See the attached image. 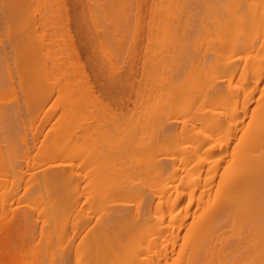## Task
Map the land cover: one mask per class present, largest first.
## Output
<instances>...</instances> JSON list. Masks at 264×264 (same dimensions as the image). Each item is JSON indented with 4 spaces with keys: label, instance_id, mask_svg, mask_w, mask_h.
Wrapping results in <instances>:
<instances>
[{
    "label": "bare ground",
    "instance_id": "6f19581e",
    "mask_svg": "<svg viewBox=\"0 0 264 264\" xmlns=\"http://www.w3.org/2000/svg\"><path fill=\"white\" fill-rule=\"evenodd\" d=\"M67 1L0 0V19L5 25L9 19L4 27L0 20V32L8 35L6 42L0 40V243L9 248V238L13 236L14 240L19 234L17 251L23 253L28 242L30 249L28 246L29 250L23 253L25 257L20 254L26 258L23 264H44L43 259H36L42 251L48 254L50 264H72L73 255L76 264H264V0H227L225 5L223 0H202L204 14L198 10L197 20L180 21V34L177 22L163 35L161 46L166 49L162 47L161 52L165 53L150 54L149 63L144 56L134 60L131 54L128 71L121 73L126 83L121 82L117 72L123 62L108 66L107 87L95 76L101 71L97 73L95 68L94 75V67L90 68L88 63L94 62V54L91 58L89 52L88 58L89 47L85 41L84 47L80 43V35L78 39L74 31L76 26L70 27L72 13H68L71 9L68 10ZM143 1H136L138 9ZM92 2L97 14L101 1ZM129 4L128 21L132 19L138 30L142 16L135 4ZM50 12L60 16L56 23L59 26L54 27H60V44V40L53 43L48 34L56 19ZM154 17L148 20L152 27ZM150 25L147 24L149 31L154 29L150 30ZM11 29L24 31L26 40H22L25 36L20 32L11 37ZM28 29L32 30L31 35L26 33ZM187 29L199 31L192 49L191 43L187 44ZM155 33L151 32V37ZM123 36L118 38L125 41L127 36ZM134 36L132 42L136 45L137 35ZM22 41L30 47L21 46ZM61 65L66 72L73 69L80 73L81 85L74 84L80 94L65 91V97L63 92L59 93L64 84L54 88L59 84L57 68ZM41 71L48 76L44 73L43 80L50 78V82L43 83L38 78ZM51 72L56 83L52 82ZM63 80L67 84L68 80ZM117 87L126 92L120 99L117 97L119 100L110 96L113 88L121 93ZM55 93L61 99H52L56 104L53 102L51 107L55 106L53 111L60 105L58 102L63 104L62 108L59 106L63 110L59 109L61 120L56 118L57 124L54 119L55 126L50 127L48 136L43 132L47 137L37 145L34 157L47 161L42 164L31 157L35 166L26 163L23 167L20 157L25 159L37 142L33 139L29 145L28 138L20 133L24 143L20 154L12 147H17L15 132L26 117L35 129L32 134H36L37 125L32 123ZM50 111L41 114L38 126L49 118ZM23 129L27 134V127ZM60 157L67 161H60ZM6 182L7 186H2ZM21 183L24 192L18 195L27 193L24 196L29 197L28 201L32 195V214L41 217L37 240L33 234L36 229L29 225L40 218L31 221L30 208L22 207L21 211L12 206ZM24 196H17L16 203L23 201ZM98 209L101 213L95 218L94 211ZM67 210H77L71 218L77 216L78 220L81 216V224L71 219L70 226L66 223L64 227L67 215L71 214ZM22 223L27 231L24 233L33 229L26 239H22ZM58 234H66L65 243L63 239L59 242ZM52 242L56 243V252L51 251ZM0 255V259L4 258ZM5 255L8 263L14 264L15 254Z\"/></svg>",
    "mask_w": 264,
    "mask_h": 264
},
{
    "label": "rangeland",
    "instance_id": "374dc122",
    "mask_svg": "<svg viewBox=\"0 0 264 264\" xmlns=\"http://www.w3.org/2000/svg\"><path fill=\"white\" fill-rule=\"evenodd\" d=\"M70 3H69V2ZM67 1V8H68V10H70V11H68V13L69 12H71L72 14L70 15L71 17H72V19H71V24H70V27L71 26H76V27H74L75 28V34L77 35V37H78V39H80V43L82 44V46L84 47L85 45L84 44H86V46L87 47H89V48H87V50L89 49V51H87V55H88V58H89V52H90V57L91 58H93V56L95 57V60H94V62H96V64L95 65H93V63L91 62V61H89L88 63H89V65H90V68L91 67H94L93 69H91V70H93V71H95L96 69V71H97V73H98V70H99V72L100 73H98V75H95L96 74V71L95 72H93V74L95 75V76H97L98 77V81H100V84H102V85H104L105 87H107L108 86V83H107V81H105V79H109V78H107V77H109V76H107V74H109L110 72H108L107 73V67L108 66H110V68L113 66V65H115V64H119V63H121V62H123V63H121V64H119L120 65V70L119 71H117L118 73H116V74H118V75H120V77L123 79H121V82L122 81H125L124 83H126L127 81V79L125 80V77H123L124 75L123 74H121V73H124V74H126V72L128 71L127 70V68L129 67V65H128V62H130L129 61V59H131V54H133V58H134V60H136L137 58H139V57H143L144 56V58H146L145 59V62L147 61L148 63H149V60H150V57H151V60H152V54H154L155 52L157 53H159V54H163V53H165L164 51L163 52H161V48L162 47H164L163 48V50L164 49H166L165 48V45H163V46H161L162 45V43L163 42H161L162 41V39H163V35H165L168 31H170V28L169 27H171L174 23V25L173 26H175V25H177V22H178V25L177 26H179V27H177L178 28V30H177V34H180L179 33V29H180V27H181V23L179 24V22L181 21V22H183V20L184 19H187L188 18V20L191 22V21H193V20H197L198 19V10H201V11H203V14H204V10H205V8H204V6L202 5L203 4V2H202V0H158V2H157V0H145V2L143 3L142 2V5L140 6V9H138V7H137V4H136V1L137 0H135V2H131V1H134V0H131L130 2H127V0H98V3H100V1H101V10H104V11H101V10H98L99 12H101L100 14H99V12L97 11L96 13L97 14H95V10H96V7H94L95 6V3H93L92 2V0H74V3H73V0H68ZM81 1V2H80ZM86 1H88V2H86ZM105 1V2H104ZM122 1V2H121ZM151 1H153V3L151 2ZM166 1V3H164ZM212 1V0H211ZM221 1V0H220ZM226 1L227 0H223V1H221V3H222V5H225V3H226ZM230 1V0H229ZM71 2H72V6H71ZM109 2H110V4H109ZM117 2V3H116ZM162 2V3H161ZM169 2V3H168ZM178 2V3H177ZM200 2V3H199ZM202 2V3H201ZM225 2V3H224ZM231 2V1H230ZM122 3V4H121ZM129 3H131V5H132V3H133V5L135 6V7H137V9L139 10V15L140 16H142L141 18V20L140 21H142L143 20V22L142 23H140L141 24V26H139V28H138V30H137V27H136V25L134 24V21L131 19V21H128V20H130V18L131 17H128L129 15V13H128V11H129V9H130V4ZM199 3V4H198ZM47 4V3H46ZM74 4V5H73ZM113 4V5H112ZM173 4V5H172ZM199 5V6H197V5ZM201 4V5H200ZM49 5H51V4H48V6ZM53 5V4H52ZM69 5V6H68ZM132 5V6H133ZM151 5H153L152 6V10L150 11V9H151ZM178 5V6H177ZM227 5V4H226ZM30 5H26V7L28 8ZM47 6V7H48ZM90 6V7H89ZM128 6V8H126ZM163 6V7H162ZM177 6V7H176ZM203 7V9H202V7ZM46 7V9H45V13H47L48 14V12H49V9ZM54 7H55V4L51 7V9H54ZM89 7V8H88ZM94 7V8H93ZM143 7V8H142ZM157 7V8H156ZM179 7V8H178ZM191 7V8H190ZM194 7V8H193ZM196 7H200V9H198V8H196ZM74 8V9H73ZM83 8V9H82ZM88 8V9H87ZM98 8V7H97ZM111 8V9H110ZM133 8V7H132ZM160 8H162V9H160ZM166 8V9H165ZM128 9V11H126ZM160 9V10H159ZM179 9H181V10H179ZM47 10H48V12H47ZM62 12H60V13H62L61 15L62 16H64V14H65V11L63 10V8H61L60 9ZM88 10V11H87ZM93 12H92V11ZM133 11H134V9H132ZM141 10V11H140ZM183 10V11H182ZM74 11V12H73ZM118 11V12H117ZM153 11V12H152ZM158 11V12H157ZM179 11H180V13H179ZM85 12V13H84ZM134 12H136V11H134ZM140 12H141V14H140ZM161 12V13H160ZM51 14L50 15H52V16H56V19L54 20V25H53V23H51V26L50 27H55V25H56V23L58 22V18L60 17V16H58L57 15V13H55L56 15H53L52 14V12H50ZM138 13V12H137ZM151 13H153L152 15H151ZM170 13H171V15H170ZM197 13V14H196ZM208 16L209 15H211L210 14V12H205ZM70 14V13H69ZM104 14V15H103ZM164 14H166L165 16H164ZM91 15H93L92 16V18L90 19V17H91ZM101 17H100V16ZM117 15V16H116ZM120 15V16H119ZM150 15V16H149ZM163 15V16H162ZM77 16L79 17L78 19H77ZM89 16V17H88ZM128 17V18H124V17ZM154 17L151 21V24H153L154 23V25H153V27L150 25V22H148V20H150L152 17ZM197 16V17H196ZM212 16V15H211ZM58 17V18H57ZM100 17V19H98V18ZM112 17V18H111ZM113 17H114V19H113ZM123 17V18H122ZM149 17H150V19H149ZM160 17H162V18H160ZM166 18V19H164V18ZM158 18V20H156ZM173 18V19H172ZM180 18V19H179ZM192 18V19H191ZM74 19H75V21H74ZM77 19V20H76ZM107 19V20H106ZM155 19V20H154ZM171 19H172V22H171ZM191 19V20H190ZM1 21H2V23H1V21H0V23H1V25L4 27V25H5V21L3 22V19H0ZM9 20V19H8ZM7 20V22L9 23V21ZM80 22H79V21ZM96 20V21H95ZM100 22H99V21ZM116 20V21H115ZM118 20H120V22L118 21ZM147 20V21H146ZM93 21V22H92ZM112 21V22H111ZM114 21V22H113ZM155 21V22H154ZM166 21V22H165ZM175 21V22H174ZM6 22V23H7ZM26 22V21H25ZM72 22H74V23H72ZM105 22V23H104ZM116 22V23H115ZM129 22V23H128ZM131 22V23H130ZM158 22H159V24H158ZM170 22H171V24H170ZM8 23L5 25V26H7L8 25ZM21 23H24L23 21H21ZM80 23H81V25H80ZM122 23V24H121ZM126 23V24H125ZM165 23V24H164ZM11 24H12V22H11ZM10 24V26H12ZM48 24L49 23H46V25H47V27H49L48 26ZM88 24V25H87ZM93 24H95V25H93ZM118 24V25H117ZM140 24H138V25H140ZM145 26H144V25ZM147 24L148 25H150V30L151 29H153V30H151V31H149V29H148V27L149 26H147ZM14 25H16L15 24V22H14ZM22 25V24H21ZM26 25H27V23H26ZM53 25V26H52ZM105 25V26H104ZM143 25V26H142ZM27 26H29V25H27ZM59 26V24H57L56 25V27H58ZM118 26H119V28H118ZM156 26H157V28H156ZM163 26V27H162ZM166 26V28H164ZM50 27H49V29H48V34H49V36L54 40L53 41V43H57V41L59 42V40L61 39V31H60V33H59V30H60V27L59 28H56V30H55V28L53 29V28H51L50 29ZM98 27V28H97ZM152 27V28H151ZM72 28V27H71ZM80 28V29H79ZM83 28V29H82ZM112 28V29H111ZM158 28H160V29H158ZM73 29V28H72ZM86 29V30H85ZM122 29V30H121ZM126 31H125V30ZM136 29V30H135ZM147 29V30H146ZM169 29V30H168ZM17 30V29H16ZM29 30V29H28ZM50 30V31H49ZM57 30H58V32H57ZM106 30V31H105ZM113 30H116V31H113ZM143 32H142V31ZM158 30V31H157ZM163 30H164V32H163ZM187 30H189V31H186V33L188 32V34H189V36H188V39L186 38V40H187V44H189V42L191 43V44H189V47H190V49H192V45L195 43V42H197V40L198 39H196L197 37H198V33H199V31L197 32V30H193V29H191V32H190V29H187ZM11 31V37L14 35V36H17V34L20 32V31H16V32H13V30L11 29L10 30ZM26 31V30H25ZM54 31V32H53ZM138 33H137V32ZM156 33H155V32ZM194 31V32H193ZM32 33V30L30 31L29 30V33L26 31V33L28 34V35H31V33ZM51 32V33H50ZM87 32V33H86ZM148 32H149V34H148ZM151 32H152V34L153 33H155L152 37L153 38H155V40L151 37ZM163 32V33H162ZM183 32V31H182ZM15 33V34H14ZM17 33V34H16ZM53 33V34H52ZM59 33V34H58ZM100 33V34H99ZM124 33H126V34H124ZM135 33V34H134ZM140 33V34H139ZM143 33V34H142ZM160 33V34H159ZM169 33V32H168ZM9 34V33H8ZM19 34H22V37H24L25 36V34H24V31L23 32H20ZM26 34V35H27ZM91 34V35H90ZM98 34V35H97ZM118 34V35H117ZM120 34V35H119ZM122 34H124V36L126 37L127 36V38H125V41H123V40H121V39H119L118 37H121V36H123ZM194 34V35H193ZM198 34V35H197ZM9 35V36H10ZM79 35H80V38H79ZM102 35V36H101ZM117 35V36H116ZM136 36L137 35V38H136V45H135V43H133L132 42V37L133 36ZM142 35V36H141ZM158 35H159V37H160V39H159V37H158ZM197 35V36H196ZM7 34L5 35L4 33H3V35H2V33L0 32V40L1 39H4V38H6L7 39ZM57 36V37H56ZM89 36H92V37H90L91 39H89ZM95 36V37H94ZM114 36H115V39H114ZM123 36V37H124ZM134 36V37H135ZM147 36H150L149 38L147 37ZM157 36V37H156ZM2 37V38H1ZM83 37V38H82ZM88 39H87V38ZM107 37V38H106ZM111 37V38H110ZM113 37V38H112ZM196 37V38H195ZM21 38V37H20ZM96 38V39H95ZM100 38V39H99ZM131 38V39H130ZM152 40H151V39ZM83 39V40H82ZM95 40L94 41V43L92 42L93 40ZM105 41H104V40ZM118 39V40H117ZM128 39V40H127ZM148 39V40H147ZM5 40V39H4ZM22 40H26V36H25V38L23 39L22 38ZM86 40H88L87 42H86ZM101 40V41H100ZM108 40V41H107ZM112 40V41H111ZM7 40H5V42H6ZM85 41V42H84ZM122 41V42H121ZM152 41V42H151ZM158 41L159 42V44H158V42H157V44H156V42ZM25 41H22L20 44H21V46L23 45V47H26V46H28L29 45V43H27V45H25L26 43H24ZM27 42V41H26ZM82 42H84V44L82 43ZM91 42V43H90ZM98 42H100V43H98ZM61 43V40H60V42H59V44ZM87 43L89 44V45H87ZM118 43V44H117ZM120 43V44H119ZM152 43H154V44H152ZM94 44V47H91V45H93ZM95 44H96V46H95ZM97 44L99 45V46H97ZM197 44V43H196ZM191 45V46H190ZM33 46V45H32ZM101 46V47H100ZM117 46V47H116ZM135 46V47H134ZM137 46V47H136ZM139 46V47H138ZM155 46V47H154ZM178 46V45H177ZM196 46V45H195ZM198 46V45H197ZM22 47V48H23ZM29 47H30V45H29ZM129 47V48H128ZM183 47V46H182ZM90 48H94V50H92V49H90ZM97 48V49H96ZM101 48V49H100ZM117 48H118V50H117ZM122 48V49H121ZM131 48V49H130ZM136 48V49H135ZM149 48V50H147ZM152 48V49H151ZM194 48V47H193ZM145 49V50H144ZM156 49V50H155ZM160 49V51H158ZM168 49V48H167ZM177 49H178V51L180 52V48H178L177 47ZM91 50V51H90ZM139 50V51H138ZM92 51H94V53L92 52ZM121 51V52H120ZM129 51V52H128ZM134 51H136V53L134 52ZM100 52V53H99ZM107 52H108V54H107ZM138 52V53H137ZM145 52H147L145 55H142V54H144ZM103 53V54H102ZM111 53V54H110ZM126 53L128 54V55H126ZM157 53V54H158ZM94 54V55H93ZM97 54V55H96ZM108 56H107V55ZM130 54V55H129ZM148 54V55H147ZM151 54V55H150ZM156 54V55H157ZM93 55V56H92ZM112 55V56H111ZM110 56H111V58H110ZM127 56V57H126ZM147 56V57H146ZM158 56H160V55H158ZM158 56H156L157 58H158ZM123 57H126L125 59L126 60H123ZM130 57V58H129ZM149 57V58H148ZM91 58H90V60H91ZM114 58V59H113ZM116 58V59H115ZM154 58V57H153ZM98 59V60H97ZM111 59V60H110ZM93 60V59H92ZM111 62H110V61ZM123 60V61H122ZM100 61V62H99ZM115 64H114V63ZM125 62H127V65L125 64L124 65V63ZM91 63V64H90ZM110 63V64H109ZM113 63V65H111ZM148 63H147V65H148ZM122 64H123V67H122ZM92 65V66H91ZM105 65H106V67H105ZM100 66V67H99ZM104 66V67H103ZM116 66V65H115ZM60 67V68H59ZM57 69L59 70V71H57V72H60L59 74L60 75H58V73H57V78L59 77V79H58V81H57V78H56V76L54 77V75H56V74H54L55 72V69H54V71L52 70V72H53V74H52V72L50 73L52 76H53V78L55 79L56 78V80H54L53 81V78L51 77V79H52V82L53 83H56V81L57 82H59V84L58 85H53L54 86V88L57 86V88L56 89H58L59 88V85L60 84H64V86L63 85H61V88H59V93H61V92H63L64 93V96L66 97V93H65V91H74L75 90V93L77 94V93H79L78 92V89L77 88H75V86L77 85V84H80L81 85V83H79L80 82V77H81V75H80V73H76V72H74L73 71V69H71L77 76H75V78H73V73H72V71H71V73L70 72H66L65 70H63L62 69V65L61 66H59ZM66 67H70V65H67ZM67 68V69H68ZM96 68V69H95ZM109 68V69H110ZM64 72H66L65 74L61 71V70ZM126 69V70H125ZM123 70V71H122ZM51 71V70H50ZM50 71H48V72H50ZM68 71H70V69L68 70ZM42 72V71H41ZM40 72V74H42V76L41 77H39L40 75H38V78H42V81H43V83L44 82H47V80H49V79H47V80H43V75H45L44 73H46V72H42L41 73ZM116 72V71H115ZM50 74H49V76H50ZM65 75V76H63V77H65V79L68 77H70L69 79H66V80H68V82L66 81V80H63L64 78L62 77V75ZM68 74V76H66ZM70 74V75H69ZM73 74V75H72ZM122 75V76H121ZM94 76V77H95ZM46 77H48L47 76V73H46ZM63 78V79H62ZM74 79H76L77 80V83L75 82L76 80H74ZM40 80V79H39ZM65 81V82H67V84H65V83H63V82H61V81ZM70 80V81H69ZM72 80V81H71ZM96 80H97V78H96ZM49 82H50V80H49ZM70 82V83H69ZM102 82V83H101ZM104 83V84H103ZM46 84V83H45ZM69 84V85H68ZM74 84H75V86H74ZM66 85V86H65ZM73 85V86H72ZM117 85V84H116ZM67 86H70V87H72V89L71 90H69L70 88L69 87H67ZM62 87L64 88V90L62 89ZM73 87H74V89H73ZM77 87V86H76ZM69 88V89H68ZM66 89V90H65ZM68 89V90H67ZM80 89H82V88H80ZM112 89V88H111ZM110 89V90H111ZM124 88H120V90H119V88L117 87V90H118V92L120 91L121 93H117V91H116V88H113V90H111V94H110V96H112L113 95V97L114 96H116V97H114V98H116L117 100H119L121 97H120V95L122 94V96L124 95V92H125V89H126V86H125V89L123 90ZM61 90H63V91H61ZM77 91V92H76ZM109 91V90H108ZM116 91V92H115ZM123 91V92H122ZM82 93H83V91H82ZM115 95H114V94ZM126 93V92H125ZM58 94V93H57ZM56 93L54 94V95H52L51 97H50V99H48L47 100V102H46V104L45 105H43L44 107H42V109H41V112L39 113V115H38V119L40 118V116H41V114L42 113H44V112H46V113H49V111H50V109H49V111H48V108H50L51 107V105H52V103L53 102H55L54 100H57L58 99V96H55V95H57ZM67 94H69L68 92H67ZM80 94V93H79ZM64 96H62L63 97V102L64 103H66L65 101H64V99H66V98H64ZM119 99H118V98ZM11 97H7V99L8 100H6L7 102H9V99H10ZM52 99H54V100H52ZM61 99V98H60ZM60 99H58V100H60ZM115 99V100H116ZM5 100V99H4ZM4 100H2V101H4ZM57 100V101H58ZM61 100V101H62ZM116 100V101H117ZM60 105V107H61V105H63V104H61V102H58ZM57 103V104H58ZM54 104H56V102L54 103ZM67 105V104H66ZM59 106L58 105H56V109L54 110L53 109V111H52V108L53 107H55L54 105H53V107H51V111H50V114L48 115L49 116V118H48V116L46 117V118H48V119H44L42 122H45V123H42L41 122V125L40 126H38L40 123V121L37 119L36 120V122L34 121L33 123H32V126L33 125H37V131H39V132H37L36 131V134H32V132L35 130L34 128H32L31 127V124L28 122V120H27V118L26 117H24L25 118V121L26 122H24V123H26L25 125H24V123H23V121H24V118L22 119V121L19 123V126H21V127H19L18 129V131L17 132H15V139H16V142H15V140L12 142L13 144H15V145H17V147H15L14 145H12V147L13 148H16L17 150H16V152H18V153H20L21 151V147H23L24 145H22V144H24L23 143V141L20 139V133H24V136H25V139H27L28 141L27 142H29V145H31L30 144V141H32L33 139H36V141L34 140V143L35 142H37L36 143V145L35 146H31V148H30V150H29V152L27 153V154H25V155H27V157L25 156L24 158L25 159H22V157H20V160H21V165H23V167L26 165V163L29 165L30 164V166H31V164L33 165V163H34V166H35V164H36V161L38 162L39 160H41V158H40V156H39V158L40 159H34V157H36L35 155H37V150H35V149H37V145L39 144V142L42 140H44L45 139V137H47L50 133L48 132V130L49 131H51V129L52 128H50V127H53V126H55L54 124H53V122H54V119H55V121H56V118H58V119H60V115H58L59 113H60V111H63V110H61L60 108H59ZM184 106V105H183ZM63 107H65L66 108V106H63ZM182 107V106H181ZM186 107V106H185ZM47 109V111H45L46 109ZM62 108V107H61ZM45 109V110H44ZM59 109H60V111H59ZM44 110V111H43ZM57 110V111H56ZM186 110H188L187 108H186ZM55 111V112H54ZM182 111H183V108H182ZM184 112H185V108H184ZM52 114V115H51ZM58 115V116H57ZM45 116H46V114H45ZM50 117H52L51 118V120L49 121V119H50ZM58 119H57V121H58ZM49 122H48V121ZM61 120V119H60ZM52 121V122H51ZM56 121V122H57ZM28 122V123H27ZM37 122H38V124H37ZM47 122V123H46ZM42 124L43 125H45V127L44 126H42ZM53 124V125H52ZM57 124H58V122H57ZM28 125H30V126H28ZM25 126V127H24ZM41 126H42V130H41ZM27 127V134H25L26 133V130L25 129H23V128H26ZM56 127H57V125H56ZM21 128V129H20ZM28 128H29V130H28ZM47 128V129H46ZM54 128V127H53ZM34 129V130H33ZM40 129V130H39ZM46 130V131H45ZM30 131H31V134H32V136L33 137H30ZM43 132H44V134H46V135H44L43 134ZM17 133H18V135H17ZM38 134H40V135H38ZM17 135V136H16ZM23 134H21V136H22ZM27 136V137H26ZM38 136V137H37ZM18 137V138H17ZM42 137V138H41ZM53 136H52V134H51V137L50 138H52ZM22 141V143H20L21 141ZM47 140V139H46ZM45 140V141H46ZM42 141H41V143H42ZM15 142V143H14ZM58 142V141H57ZM62 142H64V141H62ZM33 143V144H34ZM43 143H44V141H43ZM47 143V142H46ZM53 143L55 144V142L53 141ZM60 143V142H59ZM63 144V143H62ZM56 145H58V144H56ZM60 146V145H59ZM20 147V148H19ZM20 149V150H19ZM32 149V150H31ZM31 151V152H30ZM36 151V152H35ZM33 152H34V154H33ZM15 153V152H14ZM15 154H17V153H15ZM21 154V153H20ZM33 154V155H32ZM39 154V153H38ZM18 155V154H17ZM40 155H42L41 153H40ZM62 156V155H61ZM79 156V155H78ZM30 157V158H29ZM31 157L34 159V160H36V161H33L32 159H31ZM63 157V156H62ZM65 158H67L66 156H65ZM27 159V160H26ZM79 159H81L80 157L79 158H77L76 160H79ZM59 160L61 161H67V160H64V158L62 159L61 157L59 158ZM76 160H75V158H74V160L73 161H75L76 162ZM24 161V162H23ZM28 161H30V162H28ZM43 161H47V160H44L43 158H42V161L40 162V163H42ZM23 163V164H22ZM47 163V162H46ZM45 163V164H46ZM43 164V163H42ZM2 186H7V182L5 183V185L4 184H2ZM21 186H24V184L23 183H21V185H20V187ZM21 191H23L24 192V188L23 187H21V189H19V191H18V193L16 194V196L14 197V199H13V203H12V206H15V208L17 209V208H19L21 211H22V207H25V208H32L33 209V207L35 206V203H33V205L32 204H30L31 202V196L32 195H30V199H29V201H28V198L26 197V196H24L25 194H27V193H25L24 195H18V194H20V193H22L23 194V192H21ZM29 194H33V193H30V191H29ZM29 194H28V196H29ZM34 195V194H33ZM17 196H19V198L21 199L22 197H20V196H24L25 197V199L27 198V200L25 201V199L22 201H20V200H18V201H20V202H17L16 203V198H17ZM44 196V195H43ZM18 199V198H17ZM23 199V198H22ZM83 199H84V197H82L81 199H80V201H79V205H80V203L83 201ZM27 203V204H26ZM17 205V206H16ZM26 205V206H25ZM29 209L28 211L29 212H31L30 214H32L33 212H32V209ZM98 208H99V205H98ZM18 210V209H17ZM19 210V211H20ZM24 210V209H23ZM27 210V209H26ZM31 210V211H30ZM71 211V210H70ZM69 210H67V212L68 213H71L70 214V216L69 215H67L68 217H66V218H68V220H67V222H65L64 223V225H66V223H68V226H70V224H71V222H72V220L71 219H73V221H75L76 220V218H77V216H75V218L74 217H72L71 218V216H72V214H74L77 210H72V212H70ZM96 211H97V209H96ZM67 213V214H68ZM76 213H78V211L76 212ZM75 213V214H76ZM101 213V210L99 211V209H98V212H95L94 211V216L93 217H95V218H97L98 216H99V214ZM79 214H81V212L79 213ZM78 214V216H80ZM33 215V218H31V221H32V219H38V218H40V219H38L37 221L38 222H36L35 220V224H34V222H33V226H32V222L30 223L31 225H29V227H34L33 229H36V231L34 230V237H36L35 238V240H37V238L39 237V233H40V229H41V225H40V223H41V217L40 216H38L35 212H34V214H32ZM64 215V214H63ZM66 215V214H65ZM64 215V216H65ZM36 216H38L37 218H36ZM81 217V216H80ZM78 218V220H79V222H81L80 221V219L81 218ZM78 220H76L77 222H78ZM94 221V220H93ZM77 222H73V223H76V224H81V223H77ZM72 223V224H73ZM23 224L24 223H22V227H21V229H23L22 230V234L21 235H23L22 236V239L24 238V239H26L25 237H30V232H31V230H33V229H27L28 231H29V233H24V232H27V231H24V230H26V229H24V226H23ZM42 224V223H41ZM37 225V226H36ZM87 226V225H86ZM85 226V227H86ZM64 227H67V225L66 226H64ZM25 228H26V226H25ZM38 231V232H37ZM82 231V230H81ZM83 231H84V229H83ZM32 233V232H31ZM37 233V234H36ZM81 233V232H80ZM16 234H17V232H16ZM36 234V235H35ZM67 234V233H66ZM65 234V235H66ZM27 235V236H26ZM65 235H62L61 236V234L59 235L58 234V236L56 235V238H58L59 239V242L60 243H62V239H63V243H65V241H66V237H65ZM61 236V237H60ZM33 237V238H34ZM64 237V238H63ZM58 239H56L57 241H58ZM18 242H17V241ZM12 241V242H11ZM14 241V242H13ZM28 241V240H27ZM55 241V240H54ZM53 241V242H54ZM9 243H8V246H10L9 248L8 247H6L5 245L3 246V243L1 242L0 244L2 245V246H0V248H1V250H0V254H2V257H7V255H5V254H15L14 256H13V260H14V264H23V262H25L26 263V258H23V257H25L24 256V252H26L27 250H29L30 249V244L28 243V242H26L25 244V251L22 253V251L21 252H18L17 251V248H18V244H19V242H20V236H19V234H17V237L15 236L14 237V240H13V236L11 237V238H9V241H8ZM32 242H34L33 240H32ZM52 242V244H51V247L53 248V246H55L56 245V243L54 244ZM10 244V245H9ZM12 244V245H11ZM29 244V245H28ZM54 244V245H53ZM28 246H29V249H28ZM13 247H15L14 249L16 250V252H15V250H13L12 248ZM4 248V249H3ZM51 248V249H52ZM56 248H57V246H56ZM55 248V249H56ZM50 249V250H51ZM20 250V249H19ZM21 250H22V248H21ZM54 250V248L51 250V251H53ZM4 251V252H3ZM11 251H12V253H11ZM55 251V250H54ZM56 252V251H55ZM5 253V254H4ZM4 254V255H3ZM20 254H23L22 256V258H23V260H22V258H21V256H20ZM18 255V256H17ZM47 253L45 254L44 253V251H42L41 253H40V255H37V256H40V257H36V259L37 260H42V262L45 264H50V263H48V260L47 259H49V261H50V258H47ZM49 255H50V257H51V259H53L52 258V255L49 253ZM20 256V257H19ZM0 257H1V255H0ZM16 257V258H15ZM19 259H18V258ZM4 258H2V259H0V264H1V262L3 263V264H5L6 263V260H7V263L6 264H9L8 263V257H7V259H4ZM21 258V259H20ZM17 259V261L15 262V260ZM25 259V260H24ZM5 260V261H4ZM72 261H71V263L72 264H76V262H75V256L73 255V258L71 259ZM5 263H4V262ZM20 261V262H19ZM52 262V261H51ZM52 264V263H51Z\"/></svg>",
    "mask_w": 264,
    "mask_h": 264
}]
</instances>
